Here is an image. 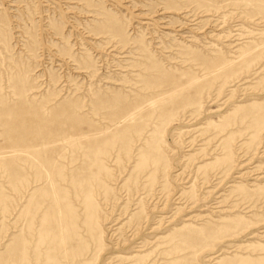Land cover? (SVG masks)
I'll use <instances>...</instances> for the list:
<instances>
[{"label": "rangeland", "instance_id": "1", "mask_svg": "<svg viewBox=\"0 0 264 264\" xmlns=\"http://www.w3.org/2000/svg\"><path fill=\"white\" fill-rule=\"evenodd\" d=\"M0 264H264V0H0Z\"/></svg>", "mask_w": 264, "mask_h": 264}]
</instances>
